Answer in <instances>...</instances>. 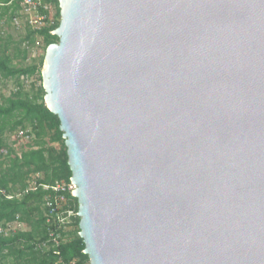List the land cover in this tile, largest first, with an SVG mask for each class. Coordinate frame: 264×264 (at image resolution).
Segmentation results:
<instances>
[{"label": "water", "instance_id": "water-1", "mask_svg": "<svg viewBox=\"0 0 264 264\" xmlns=\"http://www.w3.org/2000/svg\"><path fill=\"white\" fill-rule=\"evenodd\" d=\"M42 71L90 264H264V0H58Z\"/></svg>", "mask_w": 264, "mask_h": 264}, {"label": "trees", "instance_id": "trees-1", "mask_svg": "<svg viewBox=\"0 0 264 264\" xmlns=\"http://www.w3.org/2000/svg\"><path fill=\"white\" fill-rule=\"evenodd\" d=\"M10 1L0 0L4 5L0 12L8 30L15 29L13 21L21 17V1L6 7ZM44 2L50 4L54 12L52 22L45 27L35 30L24 22V33L17 41L0 30V86L8 81L14 85L9 96H0V151H7V154H0V189L8 194L22 193L12 200L0 197V224L19 218L25 226L23 232L10 237L0 235V264H55L60 259L65 263L90 264L79 236V217L73 219L72 229L64 233L66 242L57 249L60 256L54 255L53 248L50 251L37 248L47 241L49 234L43 210L48 193L41 186L62 181L69 183L72 177L60 121L45 104L42 80L45 54L50 45L59 42L53 33L60 25L61 14L58 0ZM22 25L18 30L23 29ZM39 47L43 52L30 59V52ZM33 78L41 84H33L27 90L24 80ZM19 132L30 136V142L20 150L14 148V143H8L10 137ZM33 183L39 188L25 194ZM68 205L78 213L76 198L68 195Z\"/></svg>", "mask_w": 264, "mask_h": 264}, {"label": "built area", "instance_id": "built-area-1", "mask_svg": "<svg viewBox=\"0 0 264 264\" xmlns=\"http://www.w3.org/2000/svg\"><path fill=\"white\" fill-rule=\"evenodd\" d=\"M45 0H21L23 13L25 15V22L35 30H40L45 27L48 22H52L53 18V8L50 4L44 2ZM13 25L19 29L22 22L19 19H14ZM54 34V33H53ZM14 140H28L30 141L29 135H24V132H19L13 136ZM0 154H7L5 149L0 151ZM39 187L33 183L25 191L27 194L29 191H35ZM43 191L48 193L44 199V218L49 227L48 239L46 242H42L38 245V249H46L50 251L54 249V255L60 256V252L57 249L66 242L64 236L65 232L70 231L72 228L73 219L78 216L72 208L68 205V195L73 198V191L77 189L75 185L66 182H57L52 186H41ZM22 196V193L8 194L5 190L0 189V197L12 200L15 197ZM25 226L17 218L13 222L0 224V235L3 237H10L17 234L18 232H23ZM6 254V253H5ZM55 264H77L76 261L65 263L61 259Z\"/></svg>", "mask_w": 264, "mask_h": 264}, {"label": "rangeland", "instance_id": "rangeland-1", "mask_svg": "<svg viewBox=\"0 0 264 264\" xmlns=\"http://www.w3.org/2000/svg\"><path fill=\"white\" fill-rule=\"evenodd\" d=\"M53 13H54V12H53ZM13 26H14V25H13ZM22 27H23V29H21V31L18 30L16 27H15V29L12 28L11 30L8 31V33H10V35L13 36V39H14L15 41H17V40L21 37V35L24 33V27H25V25L23 24ZM4 30L6 31V28H4ZM42 52H43V51H42L41 47L33 49V50L30 52V59L37 57V56H38L40 53H42ZM30 62H31V60L28 61V64H29ZM16 63H18V62L16 61ZM37 80H38L37 78H33V79H25V80H24V85H25L26 89H27V90H30L31 85H33V84H35V85L37 84V85L39 86V85L41 84V82H38ZM13 91H14V85H13L12 82H9V81H8V82H6V83L1 84V86H0V96H5V97H7V96H9ZM24 135H25V134H24ZM9 141H10V142H9ZM9 141H8L9 144L14 143V144H13L14 148H15V149H19V150H20L24 145H26L27 143L30 142V141L28 142V140H20V139H18V140H14L13 137H10Z\"/></svg>", "mask_w": 264, "mask_h": 264}, {"label": "crops", "instance_id": "crops-1", "mask_svg": "<svg viewBox=\"0 0 264 264\" xmlns=\"http://www.w3.org/2000/svg\"><path fill=\"white\" fill-rule=\"evenodd\" d=\"M16 1H18V0H11L9 3H6L5 4V6L6 7H9V6H11L14 2H16ZM21 1V0H20ZM2 6H4L3 4H1L0 3V7H2ZM20 15H21V17L19 16L18 18H16V19H19L21 22H22V24L25 22V15H24V13H23V9H22V3H20ZM1 14H3V13H1L0 12V30L1 31H3L4 30V28H5V24H4V22L6 23V20H5V18H2V15ZM7 15H9V13L8 14H6L5 16H7ZM23 16V17H22ZM13 27V26H12ZM5 31V30H4ZM6 31H9L8 30V28H6ZM5 31V33H8V32H6ZM8 34H10V33H8Z\"/></svg>", "mask_w": 264, "mask_h": 264}]
</instances>
